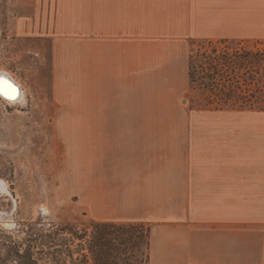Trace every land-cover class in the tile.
<instances>
[{
	"label": "crops",
	"instance_id": "1",
	"mask_svg": "<svg viewBox=\"0 0 264 264\" xmlns=\"http://www.w3.org/2000/svg\"><path fill=\"white\" fill-rule=\"evenodd\" d=\"M59 6L65 40L108 39L111 66L125 64V121L68 127L80 130L75 202L95 222L149 224V264H264V120L134 119L144 110L127 105L143 77L163 79L187 39L264 40V0ZM71 60L61 67L76 73Z\"/></svg>",
	"mask_w": 264,
	"mask_h": 264
},
{
	"label": "rangeland",
	"instance_id": "2",
	"mask_svg": "<svg viewBox=\"0 0 264 264\" xmlns=\"http://www.w3.org/2000/svg\"><path fill=\"white\" fill-rule=\"evenodd\" d=\"M59 13V0H0V70L24 94L15 103L0 94V258L8 253L7 264L20 254L37 264H149V224L95 222L88 207L75 202L73 138L80 130L68 127L125 121V64L111 66L108 39L65 40L56 27ZM226 40L264 54V40ZM205 41L187 39L163 79L143 77L127 105L144 112L131 117L264 120L260 103L192 106L198 91L190 89L188 56ZM96 47L98 55L91 52ZM73 54L76 73L61 67ZM260 78L263 86L264 68Z\"/></svg>",
	"mask_w": 264,
	"mask_h": 264
},
{
	"label": "trees",
	"instance_id": "3",
	"mask_svg": "<svg viewBox=\"0 0 264 264\" xmlns=\"http://www.w3.org/2000/svg\"><path fill=\"white\" fill-rule=\"evenodd\" d=\"M263 68L261 51L234 47L226 39L199 44L188 56L190 89L198 91L192 106L222 110L260 103L264 109V85H259ZM99 264L109 263L100 260Z\"/></svg>",
	"mask_w": 264,
	"mask_h": 264
},
{
	"label": "bare ground",
	"instance_id": "4",
	"mask_svg": "<svg viewBox=\"0 0 264 264\" xmlns=\"http://www.w3.org/2000/svg\"><path fill=\"white\" fill-rule=\"evenodd\" d=\"M1 74L10 77L13 80V82H15L18 85V89L17 90L19 91V94L16 96V94H17L16 93V88H13V86L10 83H8V82H6L4 80H0V94H2L3 96L7 97L8 98L7 101L9 100L11 103H15V101H20L23 98L24 94H23V90L21 89V86H20L19 82H17L11 76L7 75L6 72L0 70V75ZM5 82L7 83V85H10L11 87H6V83ZM13 89H14V91H13ZM5 91H7L9 93V95H5L4 94Z\"/></svg>",
	"mask_w": 264,
	"mask_h": 264
},
{
	"label": "flooded vegetation",
	"instance_id": "5",
	"mask_svg": "<svg viewBox=\"0 0 264 264\" xmlns=\"http://www.w3.org/2000/svg\"><path fill=\"white\" fill-rule=\"evenodd\" d=\"M8 257H9L8 253L3 254V256H2L3 260L0 258V264H1L2 261H3L4 264H7V262H8V259L7 258ZM18 259H19L18 261H15L16 264H37V263H34L31 260L32 259L31 255H29L28 259H26L23 256V254H20V256L18 257Z\"/></svg>",
	"mask_w": 264,
	"mask_h": 264
},
{
	"label": "water",
	"instance_id": "6",
	"mask_svg": "<svg viewBox=\"0 0 264 264\" xmlns=\"http://www.w3.org/2000/svg\"><path fill=\"white\" fill-rule=\"evenodd\" d=\"M0 80H4V81L10 83L13 86V88H16V93H17L16 96L19 94V91L17 90L18 89V85L15 82H13V80L10 77L1 74L0 75ZM182 102H185V99H183Z\"/></svg>",
	"mask_w": 264,
	"mask_h": 264
},
{
	"label": "snow or ice",
	"instance_id": "7",
	"mask_svg": "<svg viewBox=\"0 0 264 264\" xmlns=\"http://www.w3.org/2000/svg\"><path fill=\"white\" fill-rule=\"evenodd\" d=\"M6 83V82H5ZM6 87H11L10 85H7V83H6ZM13 91H14V89H13ZM5 95H9V93L7 92V91H5V93H4Z\"/></svg>",
	"mask_w": 264,
	"mask_h": 264
}]
</instances>
